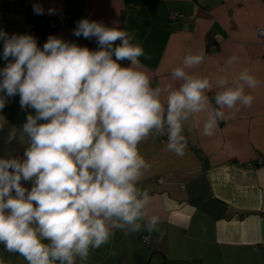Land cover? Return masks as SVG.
I'll return each instance as SVG.
<instances>
[{"label":"clouds","instance_id":"9594fccd","mask_svg":"<svg viewBox=\"0 0 264 264\" xmlns=\"http://www.w3.org/2000/svg\"><path fill=\"white\" fill-rule=\"evenodd\" d=\"M34 11L43 14L38 5ZM73 35L95 38L98 50L54 36L41 49L31 35L0 32L3 59L13 58L0 70V93L18 94L21 108L35 111L23 125L25 159H0V244L27 264H83L113 229L158 230L151 197L139 187L151 168L140 143L166 136L168 151L183 156L185 122L206 113L203 135L212 136L227 114L252 106L246 90L259 83L243 68L231 82L220 77L210 99V79L191 71L204 57L189 53L171 72L178 86L153 87L134 33L82 19ZM21 180L32 181L31 190Z\"/></svg>","mask_w":264,"mask_h":264},{"label":"crops","instance_id":"0c3cea01","mask_svg":"<svg viewBox=\"0 0 264 264\" xmlns=\"http://www.w3.org/2000/svg\"><path fill=\"white\" fill-rule=\"evenodd\" d=\"M37 5L43 14L34 11ZM61 11L68 15L66 25L52 28V17ZM82 19L134 33V42L147 57L140 58L141 70L153 87L178 86L171 72L189 53L204 57L191 71L210 79V99L221 90L220 77L231 82L243 68L259 81L256 88L246 90L254 98L252 106L227 114L212 136L203 135L206 113L185 122L188 143L183 156L168 151L167 138L162 136L153 134L140 143V154L151 168L139 187L151 197L148 211L159 216L158 230L126 235L113 229L110 241L90 251L83 264H264V160L258 161L264 156V35L260 34L264 0L0 2V32L9 37L31 35L41 49L54 36L98 50L95 38L73 35ZM3 44L0 40V70L13 60L3 59ZM0 97L5 99L0 110V159L23 161L29 146L23 125L35 111L22 109L18 94L0 93ZM10 133L15 134L11 140ZM21 185L31 190L33 183L21 180ZM147 234L150 244L143 240ZM0 257L5 264H27L2 244Z\"/></svg>","mask_w":264,"mask_h":264},{"label":"built area","instance_id":"2783aa9c","mask_svg":"<svg viewBox=\"0 0 264 264\" xmlns=\"http://www.w3.org/2000/svg\"><path fill=\"white\" fill-rule=\"evenodd\" d=\"M0 2H2V0H0ZM68 19V15L67 13H65L64 11H61L59 13H57L56 15H54L52 17L51 20V27L52 28H58V27H62L64 25H66ZM261 35H264V30L260 32ZM164 138H166V136H163ZM261 162V158L259 159ZM158 181L164 182V178L163 177H159ZM144 243L150 244L151 242V235L147 234L143 237Z\"/></svg>","mask_w":264,"mask_h":264},{"label":"trees","instance_id":"16d2710c","mask_svg":"<svg viewBox=\"0 0 264 264\" xmlns=\"http://www.w3.org/2000/svg\"><path fill=\"white\" fill-rule=\"evenodd\" d=\"M214 102V101H213ZM261 158V161L262 160H264V156L262 155V156H260L259 158H258V161H260L259 159Z\"/></svg>","mask_w":264,"mask_h":264},{"label":"rangeland","instance_id":"374dc122","mask_svg":"<svg viewBox=\"0 0 264 264\" xmlns=\"http://www.w3.org/2000/svg\"><path fill=\"white\" fill-rule=\"evenodd\" d=\"M162 137H163V136H162ZM166 138H167V137H166ZM145 244H147V243H145ZM162 264H166V262L163 261Z\"/></svg>","mask_w":264,"mask_h":264}]
</instances>
